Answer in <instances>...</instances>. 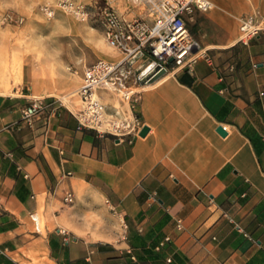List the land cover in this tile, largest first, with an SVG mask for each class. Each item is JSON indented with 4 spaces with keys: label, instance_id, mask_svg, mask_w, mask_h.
Wrapping results in <instances>:
<instances>
[{
    "label": "crops",
    "instance_id": "crops-1",
    "mask_svg": "<svg viewBox=\"0 0 264 264\" xmlns=\"http://www.w3.org/2000/svg\"><path fill=\"white\" fill-rule=\"evenodd\" d=\"M210 1L192 12L204 49L138 86L147 130L131 142L78 126L61 101L71 95L50 87L48 107L26 122L29 66L0 85V264H264V29L240 41L231 1ZM136 5L118 9L145 16ZM99 214L116 230L95 227Z\"/></svg>",
    "mask_w": 264,
    "mask_h": 264
},
{
    "label": "built area",
    "instance_id": "built-area-1",
    "mask_svg": "<svg viewBox=\"0 0 264 264\" xmlns=\"http://www.w3.org/2000/svg\"><path fill=\"white\" fill-rule=\"evenodd\" d=\"M119 1L55 0L54 4L80 19H87L95 12L107 45L119 54L117 60L98 58L85 67L76 89L80 100V107L74 111L78 126L91 128L100 135L110 134L117 141L131 142L143 126L135 110L140 99V81L160 69L167 73L193 61L199 44L192 38L185 16L194 10H208L212 3L210 0H131L144 7L145 16H126L118 9ZM41 9L48 15L53 13L49 6ZM3 16L15 23L21 21L11 13ZM261 29L256 15L241 16L238 39L247 42ZM99 89L115 92L122 105L109 106L103 102L97 93ZM48 105L45 97L33 96L21 108L22 118L30 123ZM64 199L70 201L71 192Z\"/></svg>",
    "mask_w": 264,
    "mask_h": 264
},
{
    "label": "rangeland",
    "instance_id": "rangeland-1",
    "mask_svg": "<svg viewBox=\"0 0 264 264\" xmlns=\"http://www.w3.org/2000/svg\"><path fill=\"white\" fill-rule=\"evenodd\" d=\"M10 1L11 5L0 9V44L3 45L0 47V85L21 80L22 71L29 66L30 73L25 80L30 86L31 77L37 79V85L32 87L36 96L47 94L50 87L57 98L65 93L71 95L67 100L61 98V101L68 102L70 98L74 109L80 107L76 89L81 84L80 77L84 67L98 58L107 59V51L111 50L103 38L98 15L92 12L89 18L80 19L56 7L55 0ZM230 1L231 6L238 11L236 27L241 16L254 14L264 29L261 0ZM43 6L52 8L53 13L46 14L41 9ZM133 9L135 13H141L143 7L136 5ZM210 9L201 12L205 13ZM4 13H11L21 21H8L4 19ZM201 21L202 28L210 31V26L203 19ZM197 22L198 18L189 14L186 24L195 40ZM27 86L24 84L25 91L28 90ZM68 103L71 104L70 101ZM97 219L100 223H94L95 227L103 226L107 232L116 230L117 222H109L103 214L97 215Z\"/></svg>",
    "mask_w": 264,
    "mask_h": 264
},
{
    "label": "water",
    "instance_id": "water-1",
    "mask_svg": "<svg viewBox=\"0 0 264 264\" xmlns=\"http://www.w3.org/2000/svg\"><path fill=\"white\" fill-rule=\"evenodd\" d=\"M170 61H172V58L169 59ZM163 74H165V70L164 69H160L157 72H155L154 74H150L149 76L143 78L140 83L143 84L144 82L146 83H151L155 80H157L159 77H161ZM147 130L146 126H142L141 130L139 131V135H144L145 132ZM218 131L224 133V131L222 130L221 127H218Z\"/></svg>",
    "mask_w": 264,
    "mask_h": 264
},
{
    "label": "bare ground",
    "instance_id": "bare-ground-1",
    "mask_svg": "<svg viewBox=\"0 0 264 264\" xmlns=\"http://www.w3.org/2000/svg\"><path fill=\"white\" fill-rule=\"evenodd\" d=\"M203 49H204L203 47H199V49H198V51L196 52V54L200 53ZM6 90H7V89H6ZM6 90H2V89H0V93H5ZM61 98H62V99L65 98V99H66V95L61 96ZM66 100H67V99H66Z\"/></svg>",
    "mask_w": 264,
    "mask_h": 264
}]
</instances>
